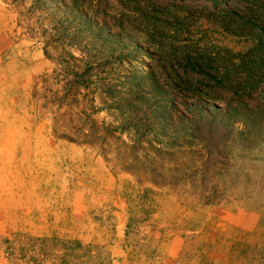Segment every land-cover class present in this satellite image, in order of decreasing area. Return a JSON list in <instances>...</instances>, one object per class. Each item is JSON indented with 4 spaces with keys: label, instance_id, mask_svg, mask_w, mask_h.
Here are the masks:
<instances>
[{
    "label": "rangeland",
    "instance_id": "374dc122",
    "mask_svg": "<svg viewBox=\"0 0 264 264\" xmlns=\"http://www.w3.org/2000/svg\"><path fill=\"white\" fill-rule=\"evenodd\" d=\"M0 264H264V0H0Z\"/></svg>",
    "mask_w": 264,
    "mask_h": 264
},
{
    "label": "trees",
    "instance_id": "16d2710c",
    "mask_svg": "<svg viewBox=\"0 0 264 264\" xmlns=\"http://www.w3.org/2000/svg\"><path fill=\"white\" fill-rule=\"evenodd\" d=\"M241 78L243 77L245 80V83H247V86H250V90H252L253 88H255V82L251 81V79L254 77V71H244V73H241ZM252 87V89H251ZM248 88L245 89H241V92L243 93H249L248 91H250Z\"/></svg>",
    "mask_w": 264,
    "mask_h": 264
}]
</instances>
